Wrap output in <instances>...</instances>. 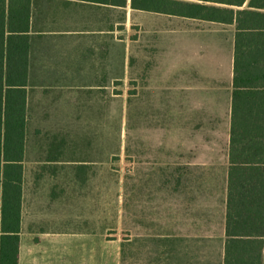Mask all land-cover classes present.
I'll list each match as a JSON object with an SVG mask.
<instances>
[{
  "label": "rangeland",
  "instance_id": "374dc122",
  "mask_svg": "<svg viewBox=\"0 0 264 264\" xmlns=\"http://www.w3.org/2000/svg\"><path fill=\"white\" fill-rule=\"evenodd\" d=\"M111 29L103 99L79 112L69 96L29 88L19 264H221L223 241H168L166 223L177 191L225 205L226 94L193 108L170 72L184 29H214L128 7L111 8ZM215 31L226 50L233 27ZM45 232L60 240H27Z\"/></svg>",
  "mask_w": 264,
  "mask_h": 264
},
{
  "label": "trees",
  "instance_id": "16d2710c",
  "mask_svg": "<svg viewBox=\"0 0 264 264\" xmlns=\"http://www.w3.org/2000/svg\"><path fill=\"white\" fill-rule=\"evenodd\" d=\"M234 26L222 264H264V0H84ZM31 0H0V264H19Z\"/></svg>",
  "mask_w": 264,
  "mask_h": 264
},
{
  "label": "crops",
  "instance_id": "0c3cea01",
  "mask_svg": "<svg viewBox=\"0 0 264 264\" xmlns=\"http://www.w3.org/2000/svg\"><path fill=\"white\" fill-rule=\"evenodd\" d=\"M112 7L109 4L84 0H31L26 114L30 101V87L46 88L48 95L53 96L54 100L60 94L69 96L64 99L76 102L79 106L77 105L74 110L79 112L85 111L87 104L96 101V97L103 99L105 88L109 92L112 84ZM181 19L194 21L214 30L206 36L200 32L201 30L194 32L184 29L181 63H176L174 69L170 71L173 72L176 81L175 94L179 97L176 100L194 102L196 106L193 108L200 110L206 107V103L225 100L223 97L225 93L230 115L234 26ZM222 26L233 27L231 46L228 43L226 50L223 49L222 40L218 38L221 32L215 31ZM201 113L203 112H200L201 117H204L203 115L213 117V114ZM203 130L205 129L199 127L196 133H202ZM25 158L26 142L23 166ZM46 162H53V159ZM175 194L179 200H174L173 205L168 207L166 217L168 241H224L225 205L217 212L216 207L209 206L206 199L200 198L199 192L177 191ZM190 194L197 198L188 201L187 197ZM22 224L23 202L21 233ZM42 234L46 237L39 239L29 237L27 240H60L58 237L48 236L47 232ZM21 241H24L22 235ZM222 257L223 242L221 262Z\"/></svg>",
  "mask_w": 264,
  "mask_h": 264
}]
</instances>
